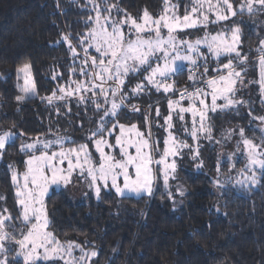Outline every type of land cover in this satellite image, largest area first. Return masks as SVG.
I'll return each mask as SVG.
<instances>
[{
    "label": "snow or ice",
    "instance_id": "snow-or-ice-1",
    "mask_svg": "<svg viewBox=\"0 0 264 264\" xmlns=\"http://www.w3.org/2000/svg\"><path fill=\"white\" fill-rule=\"evenodd\" d=\"M88 5L94 16H88L85 21L89 25L86 33L78 34L76 45L69 35L62 37L72 57L69 82L58 85L51 95L41 99L53 106L58 115L57 104L61 101L68 112L73 98L77 105H91L99 114L96 127L89 130L87 142L83 143L55 132L53 139L35 137L31 142L20 144V152L27 156L24 171L20 172L13 164L7 165L18 215L13 216L6 206L0 207V264H10V254L12 264H91L99 253L87 248L90 242L61 241L51 230L46 204L49 189L67 187L76 176L87 181V187L97 199L102 189H114L121 197L126 194L152 196L157 180L162 178L168 197L174 200L169 181L176 179V157L185 148L193 160L199 157V140L213 138V116L238 112L239 107L248 106L250 101L239 98L237 93L253 84L259 86L264 104V39L255 49L257 55L251 62L258 69V78L249 79L246 85L250 61L249 54L241 49V27L233 24L214 32L208 30L210 25L229 21L245 12L264 13V0H241L238 4L233 0H187L183 15L180 0H163L157 16L145 9L139 18L122 9L118 0H88ZM189 30H203V35L189 39L192 35ZM210 60L214 65L211 69ZM77 72L82 79L71 78ZM184 72L188 73L191 87L178 90L176 99H167L168 114L162 118L164 124L157 125L167 134L161 150L160 140L153 138L152 123L147 116L144 130L136 123H121L119 117L129 106L131 111L139 112L140 108L130 105V100L152 90L166 97L170 93L175 95L174 77ZM58 75L63 74L54 72L52 79L56 80ZM17 79L23 80V84L17 85L22 93L16 97L17 101L24 102L38 95L30 63L17 68ZM133 80L139 82L131 86ZM251 113L249 108L248 114ZM155 114L160 117L159 107ZM174 117L180 131L195 141L194 145L173 131ZM252 119L264 126V115ZM23 135L11 130L0 133V160L5 157L6 148ZM222 135L225 140L239 136L235 151L227 157L232 169L236 168L238 157L242 156L245 162L238 169L243 179H236L235 184L241 187L258 184V174L264 176V137L256 143L245 135L243 127L238 132L226 130ZM202 165L200 161L197 167ZM216 171L220 173L219 166ZM214 184L217 188L225 186L218 178H214ZM177 192L182 197L186 195L181 186ZM6 199L0 195V201Z\"/></svg>",
    "mask_w": 264,
    "mask_h": 264
},
{
    "label": "trees",
    "instance_id": "trees-1",
    "mask_svg": "<svg viewBox=\"0 0 264 264\" xmlns=\"http://www.w3.org/2000/svg\"><path fill=\"white\" fill-rule=\"evenodd\" d=\"M239 1L233 0L236 4ZM118 2L135 17H141L145 9L157 15L163 5V0ZM93 14L85 0H0V132L11 129L24 133L6 148L0 163V192L7 197L6 206L13 216L18 215V207L7 165L14 163L19 170L24 169L26 155L19 150L22 139L49 138L58 132L82 143L96 126L99 114L91 105H77L73 98L68 112L61 101L57 104L58 115L41 99L51 95L58 85L68 84L64 81L70 78L72 57L67 43L60 40L69 35L77 43L78 34L89 26L85 21ZM263 15H242L245 43L256 42L261 36L259 32L251 35V27ZM25 63L32 65L38 95L19 102L16 97L22 93L17 85L23 80L17 79V68ZM211 65L210 69L213 62ZM54 72L63 75L53 80ZM71 78L81 79L78 72ZM174 80L177 92L191 86L187 72ZM136 82L133 80L131 86ZM138 99H131L129 104ZM164 99L162 93L153 91L142 107ZM252 111L260 114L264 107ZM119 119L145 128L142 112L128 109ZM212 122L227 129L243 127L247 137L261 141L256 121L243 107L238 112L217 113ZM216 153L211 149L212 165ZM223 166L228 169L230 164L226 161ZM180 177L186 189L185 203L173 211L160 185L152 196L119 197L115 192H104L99 201L75 203L64 190H54L46 199L51 230L62 241L90 242L87 246L96 247L99 253L95 264H264V176H259L256 186L236 190L232 186L216 189L212 179L202 172L181 171ZM9 259L12 264L11 254Z\"/></svg>",
    "mask_w": 264,
    "mask_h": 264
},
{
    "label": "rangeland",
    "instance_id": "rangeland-1",
    "mask_svg": "<svg viewBox=\"0 0 264 264\" xmlns=\"http://www.w3.org/2000/svg\"><path fill=\"white\" fill-rule=\"evenodd\" d=\"M85 1L88 3V0H85ZM173 2H175V0H173ZM240 2L241 1H239V3ZM186 3H187V0H180V14L181 15L184 14V5ZM246 14H247V17L252 16V15H249L248 13H246ZM256 14H262V13H256ZM121 15H123V13H121ZM157 15H153V16H157ZM93 16H94V14H93ZM133 17H135V16H133ZM136 18H139V17H136ZM243 18L244 17H242V15H238L237 17H233L229 21H222L218 25H210L208 30L214 32V31L220 30L221 27H228V26H232L233 24H238L241 27V31H242L241 39H242V42H243L242 45H241V49H242L243 53L249 54V61H250L249 72H248V75L245 77V84L247 85L249 79L255 80V79L258 78V69L255 67L254 63H251V62L254 61V59H255V57L257 55V53L255 52V49L259 46L260 41L262 39H264V15L260 16V18L256 19L257 25L254 24L255 25L254 28L251 27V30H252V34L251 35L258 34V32L261 35V36H259V38H257L256 42L253 40L254 44L253 43H251V44L245 43L244 40H243L244 39L243 35L245 33V32H243V29H244L245 26H244V24L241 23ZM189 32L192 33V35L188 37L189 39H195L197 36L203 35V30H189ZM84 33H86V31H83L81 34H84ZM60 41L61 42H65V41H63L62 38H61ZM71 42L74 45L77 44V43H74L73 41H71ZM77 50L80 51L79 46H77ZM90 52L92 54H95L93 50H90ZM81 55H82V52H81ZM76 63H77V65H79V61L78 60H77ZM211 64H212V61L210 60L209 61V66H212ZM64 82H69V80L68 81L65 80ZM137 82H139V81L137 80ZM153 91L154 90H152L150 94L147 93L146 97H144V95L139 96V99L135 102V105H137L140 108V111L138 113L142 112L144 116H147L151 120L153 138H158L160 140V149L163 150V147H164L163 140H164V138L166 137L167 134L164 131L163 127H158L157 125L158 124L159 125H163L164 121H163L162 118L168 114L167 99L168 98L176 99L177 96H178V92L175 95L170 93L167 97L161 92L166 99H164L163 101H157V102H155L153 104H147V105L142 107V103H146L147 99L150 98L153 95ZM242 93L245 96H243ZM89 95H91V94L89 93ZM237 96L239 98H242L245 101H250V104L248 106H241L248 113H249V108L253 107V109H254V107L255 108H257V107L263 108L264 107V104L261 103V96L259 94V86L256 85V84H253V85H250L248 87H245V88L241 89L237 93ZM184 103L187 104V101H185ZM157 107H159V109H160V114H161L160 117H157L156 114H155V109ZM241 107H239V110H240ZM128 109L131 110V107H129ZM210 115H212V114L210 113ZM262 115H264V111H261L260 114H256V113H254L252 111L251 118L253 116L258 117V116H262ZM186 120L190 121V116L189 115H186ZM255 121H256L255 126L260 131L259 137L262 138V137H264V126L260 125V121H258V120H255ZM174 122L176 123V128L173 129V131L176 132L177 136L180 139H182V140H186L189 145H194L195 141H193L186 133H183L182 131H180V124H179V122H176L175 117H174ZM134 123H136V122H134ZM125 124H131V123H125ZM213 124H214L213 138L211 140L203 139V138H201L199 140V152H200V155H199V157L196 160H193L191 158V153L189 152V149H187V148L183 149V151L181 153V156L176 157V165H177L176 179H170V181H169L170 190L172 191L173 197H174V200L170 199L168 197L169 209L171 211L179 209L185 203V196L182 197L177 192V187L178 186H181L183 189H185V187L183 185V182H182V179L180 177V172L181 171H192V172L205 173L212 179L213 183H214V178H218L225 186L222 187V188H217V186L214 184L216 189L225 190V189L229 188L230 186H232L235 190L238 189V188H242L240 185H236L235 184V180L236 179H243V177L240 176L239 173H238V169L244 167V163L245 162L243 160V157L241 156V157H238L236 159V168L235 169H232L230 166H229L228 169H224L223 168L224 167L223 164L227 161L228 155L231 152L235 151V143H236L237 140H239V136L238 135H233L232 140H225L223 138L222 134L226 130H229V129L224 128L223 126H219V125H217L215 123H213ZM95 127L96 126H93L92 129H94ZM141 129L144 130V128H141ZM231 129H234V128H231ZM8 130H11V129H8ZM236 130L238 132V129H236ZM4 131L5 130H2V132H4ZM11 131L18 133L15 130H11ZM2 132H0V133H2ZM88 134H89V132L87 133V135ZM62 135L66 136V137H71L72 139H74L73 136L66 135V134H62ZM86 137L87 136H85V139H86ZM34 138L35 137H33V138H23L22 141L20 142V144H22L24 142H31L32 139H34ZM40 138L41 139H53L54 137L50 136L49 138H44V137H40ZM216 141H220V143H217ZM84 142H87V141L85 140ZM254 142L260 143L257 140H254ZM89 146H90V148L92 147V145H89ZM213 148L215 150H217V153H216V156H214V157H216L215 163L212 165L211 163H209V160H210V157H211L210 151ZM94 155H96V154L94 153ZM26 159H27V156H25L23 158V161L25 162ZM3 160H0V163H2ZM200 161H203V165H202V167H197V165L200 163ZM10 164H13L15 167H17L14 163H10ZM217 166H219V168H220V173H217V171H216ZM19 171L23 172L24 169L23 170H19ZM248 174L251 175V173H248ZM72 179H73V183L69 184L67 187L61 186V187H54V188L49 189L48 196L54 190H64L66 192L69 200L71 202L75 203V202H86V201H88L90 199H94V200L99 201V200H101L102 194L104 192H115L114 189H112V190H103L102 189L101 197H100V199H97L95 197L94 192L87 187V181L78 180L76 176H73ZM258 179H259V174H258ZM157 185H160L162 187V189L164 190V192L167 193V190L163 186L162 178L157 180L156 186ZM256 185L248 184L247 186H256ZM155 188H154V190H155ZM85 193H87V195H85ZM0 195H4L5 196V194L3 192H0ZM144 195H146V194H142L140 196H144ZM118 196L121 197L120 195H118ZM125 196L140 197V196H135V195H132V194H126ZM47 197H46V199H47ZM4 206H6V201H0V207H4ZM17 238H19V234L18 233H17ZM73 241H75V240H73ZM76 242H78V241H76ZM79 243H81V242H79ZM87 248L97 250L96 247H92V246H87ZM76 255H79L78 251L76 252ZM95 259H96V257L93 258L91 264H95Z\"/></svg>",
    "mask_w": 264,
    "mask_h": 264
}]
</instances>
